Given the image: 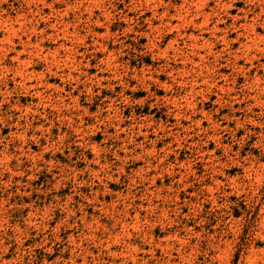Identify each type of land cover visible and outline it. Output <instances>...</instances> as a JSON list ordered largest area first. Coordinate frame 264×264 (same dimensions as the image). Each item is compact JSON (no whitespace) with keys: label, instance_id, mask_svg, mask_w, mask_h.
<instances>
[{"label":"rangeland","instance_id":"1","mask_svg":"<svg viewBox=\"0 0 264 264\" xmlns=\"http://www.w3.org/2000/svg\"><path fill=\"white\" fill-rule=\"evenodd\" d=\"M0 264H264V0H0Z\"/></svg>","mask_w":264,"mask_h":264}]
</instances>
